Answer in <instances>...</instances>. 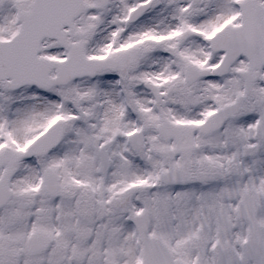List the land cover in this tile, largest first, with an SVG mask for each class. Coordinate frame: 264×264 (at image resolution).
<instances>
[{
    "label": "snow or ice",
    "instance_id": "6c2138e0",
    "mask_svg": "<svg viewBox=\"0 0 264 264\" xmlns=\"http://www.w3.org/2000/svg\"><path fill=\"white\" fill-rule=\"evenodd\" d=\"M0 264H264V0H0Z\"/></svg>",
    "mask_w": 264,
    "mask_h": 264
}]
</instances>
